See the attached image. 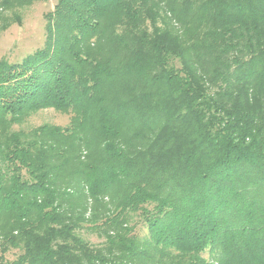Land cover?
<instances>
[{
    "label": "trees",
    "instance_id": "1",
    "mask_svg": "<svg viewBox=\"0 0 264 264\" xmlns=\"http://www.w3.org/2000/svg\"><path fill=\"white\" fill-rule=\"evenodd\" d=\"M0 264H264V0H57L0 60Z\"/></svg>",
    "mask_w": 264,
    "mask_h": 264
},
{
    "label": "rangeland",
    "instance_id": "2",
    "mask_svg": "<svg viewBox=\"0 0 264 264\" xmlns=\"http://www.w3.org/2000/svg\"><path fill=\"white\" fill-rule=\"evenodd\" d=\"M56 2L57 0H36L28 6L13 7L8 11L0 12L7 25L0 30V60L19 63L26 56L43 47L46 15L53 11ZM2 24L0 20V26ZM70 116L69 113H61L52 109L42 110L29 116L21 128L29 131L42 125L66 127ZM82 236L93 244L101 241L91 233L82 232ZM16 254L10 251L6 259L13 260Z\"/></svg>",
    "mask_w": 264,
    "mask_h": 264
}]
</instances>
